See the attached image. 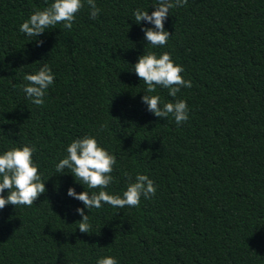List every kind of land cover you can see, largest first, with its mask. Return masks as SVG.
<instances>
[{
    "label": "trees",
    "instance_id": "obj_1",
    "mask_svg": "<svg viewBox=\"0 0 264 264\" xmlns=\"http://www.w3.org/2000/svg\"><path fill=\"white\" fill-rule=\"evenodd\" d=\"M50 2L0 0V150L34 144L42 179L51 176L31 207L0 210V264H96L105 255L119 264H264V0H187L170 11L171 36L156 49L132 17L154 0H97L98 18L85 7L70 31L57 25L42 43L28 41L19 25ZM150 50L169 52L192 83L175 98L157 88L165 102L189 105L180 125L147 111L146 86L128 70ZM42 63L55 79L36 106L23 75ZM97 133L117 160L107 191L122 193L136 173L157 190L137 207L90 210V233H81L84 206L66 193L84 186L54 165L72 139Z\"/></svg>",
    "mask_w": 264,
    "mask_h": 264
},
{
    "label": "clouds",
    "instance_id": "obj_2",
    "mask_svg": "<svg viewBox=\"0 0 264 264\" xmlns=\"http://www.w3.org/2000/svg\"><path fill=\"white\" fill-rule=\"evenodd\" d=\"M187 4V0H154L150 5L154 10L149 14L148 7L135 8L132 17L137 25H141L144 40L152 49L167 44L169 31L164 22L173 8H180ZM87 7L90 19H96L102 9L97 0H51L48 6L34 10L20 25L18 31L28 41L36 40L46 31L62 25L71 30L77 14ZM150 25V26H146ZM129 71H134L143 81L144 93L141 102L147 111L161 119L173 118L177 125L189 119V105L184 99L165 102L157 92V88L167 89L168 96L175 98L182 88L192 87L190 80L184 79V68L175 62L169 52L157 54L148 51L139 56L137 62ZM55 73L47 63H42L33 72L25 73L22 91L25 98L36 106H42L53 85ZM97 135L85 134L71 140L64 149V155L54 165L56 174L70 173L75 182L84 186V191L77 192L74 187H68L66 195L82 202L83 208L77 207L76 212L81 217L77 228L81 233H90L91 223L89 211L101 209L104 205L123 209L137 207L141 197L148 199L157 190L153 179L147 174H126V187L122 193L107 191L113 183L112 175L117 164L116 156L101 144ZM37 151L34 144H21L0 150V210L6 205L31 207L34 201L46 191L39 165L33 154ZM86 186V188H85ZM87 189V190H86ZM99 189V191H94ZM87 209V214H85ZM96 264H119L116 257L105 255L97 258Z\"/></svg>",
    "mask_w": 264,
    "mask_h": 264
}]
</instances>
